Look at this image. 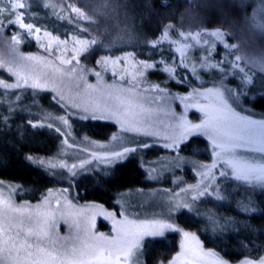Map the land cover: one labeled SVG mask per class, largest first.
Masks as SVG:
<instances>
[{
  "label": "rangeland",
  "instance_id": "374dc122",
  "mask_svg": "<svg viewBox=\"0 0 264 264\" xmlns=\"http://www.w3.org/2000/svg\"><path fill=\"white\" fill-rule=\"evenodd\" d=\"M73 2L74 0H0V25H3L0 27V81L15 84L18 79L15 73H19V77L23 78L20 80L21 88L0 89L11 94V99L15 102L13 107L16 109L24 104L33 109L45 107L35 125L48 127V124H51L54 131L56 128L62 130L56 131L59 135V148L54 156L33 157L35 160L45 161L42 166L54 172L56 182L40 201L33 204L18 202L14 197L15 187L0 182V223L7 215L20 225L18 230L27 232L29 228H37L34 222L27 220L29 212L39 214L41 218L52 217L56 223L50 230V239L45 242V246L49 249L53 246L59 249L61 245L71 246L76 243V238H83L85 233L89 237L109 232L115 235L113 222L105 218V212L115 213V219L118 221L124 219L122 212L127 214L128 219H164L169 215L170 205H182L180 211L171 212L172 222L182 231L197 236L201 248L196 251L216 253L201 255L198 264H219L221 260L227 264H242L246 260L258 264L264 257L256 252L257 249L252 251L242 238L234 237L233 242L227 239L219 241L218 244L223 250L219 251L216 247L218 244H206L202 240L193 227L194 221H188L191 227L181 226L177 223L176 216L191 214L204 221H200L199 227L202 228L204 224L208 235L217 232L226 238L233 228L238 229L244 225L256 242L264 241L263 219L255 222L254 219L247 218L258 213L259 205L264 208V189L250 187L230 177L221 178L219 168L211 170L216 175L215 182L202 178L201 173L208 170L198 171V166L210 165L214 159L211 142L205 136L190 137L188 141H181L180 148L196 140L186 153L181 149L165 148L164 144L179 135L181 114L188 122H200L202 114L197 108L186 105L207 101L202 97L181 101L179 97H192L194 89L206 91L218 86L221 71L209 65L225 58L229 61V67L231 62L235 61L252 79V83L247 85V95L240 97L238 110L256 120L264 118V71H261L264 67V29L258 27L264 22V4L261 0H185L184 12L176 26L166 21L164 24L160 23L158 26L162 25V34L154 40L151 36L148 40L150 45L156 40H162L161 44L165 45L171 43L168 50L175 55L172 56V61H176L171 64V60L165 62L159 57L158 68H145L141 66V61L147 64L154 62L139 58L129 49H136L147 43V40H143L140 36L142 34L135 32L130 17L121 6L122 10L114 3L117 1L82 0L81 4L76 0L77 5L80 4L89 11L85 13L81 10L88 17L86 20L75 16L72 9L77 6ZM14 3H24L25 8L13 9ZM232 6L239 10L236 14L238 17L228 24L226 30L220 31L228 33L226 42L229 44L230 40V44L237 47L228 50L217 42L212 48L211 42L216 38L207 34L219 29L206 27L212 23L208 11L215 10L220 19H228L232 15ZM21 21L25 24L31 23L32 29H21ZM169 25L171 28H166ZM51 26L59 28L58 32L50 29ZM37 28L40 29L39 32H36ZM165 32L166 39H162ZM61 33H64V38ZM180 33L185 35L181 36ZM197 34L198 40L193 39ZM14 35L18 37V42L12 40ZM91 39H95L98 44L92 45L89 51H80L83 46L76 41ZM205 40L210 43L205 44ZM207 49H211V58L207 56ZM161 51L162 45L157 49V53ZM129 53L132 54L131 57L128 56ZM151 53H148V56H151ZM237 56L242 59L236 60ZM102 57L108 60L106 66L98 63ZM205 60L207 64L204 63ZM175 66L187 70L179 74L187 77L183 85L177 80ZM234 71H230L223 83L235 90L242 87L240 76L243 73L232 75L231 72ZM98 72L101 73L100 76L96 75ZM25 81L28 82L27 87H24ZM126 81L130 83L126 85ZM132 83L136 88L129 92L128 88ZM32 84H37L38 87L34 89ZM167 93H171L176 99L172 100L166 96ZM85 109L89 115L93 111L97 115L103 112L108 118L84 120L76 115L78 112L82 114ZM61 117L67 119L68 123L65 124ZM92 126L102 138L94 134ZM129 127H138L140 132L122 131ZM144 131L150 132L151 135H143ZM201 140L205 141L204 145ZM142 142L153 146L144 148ZM138 144H141L139 151L129 154L124 160L113 165H106L93 158V154L110 155L114 151H122L124 147L135 148ZM177 156L181 159L174 161ZM85 159L92 163L86 165L87 170L82 171L79 165L84 163ZM131 160H137L147 183H131L130 186L112 188L113 194L117 191L120 193L113 207L94 201H79L77 192L81 187L90 188L89 195L100 194L103 187L108 188L107 185L112 184L116 178L126 179L128 174L124 172L129 169ZM73 165L77 167L73 169ZM124 167L127 169L122 170ZM72 172L78 174L73 175ZM150 176L153 178H149ZM141 181L142 179L139 182ZM210 183L213 187L219 184L223 199L216 198L213 193L212 196L192 201V197L196 195L195 190L181 191L193 185L201 184L203 187ZM249 200L256 210L245 213L241 211L240 206ZM10 205L14 208L27 205L28 208L22 215L10 211ZM243 216H246L245 223L236 225L240 224L239 218ZM22 219L23 223H20ZM16 230L13 229V234ZM128 233L129 229L125 226L122 237L130 238ZM172 233L177 235L176 249L169 254H160L156 264H166L174 258L176 264H187L191 259L192 250L196 248L195 242L191 239L185 241L182 232L166 231L163 237H149L146 241L163 239ZM20 239L23 240L24 237L21 236ZM209 240L208 242H211ZM52 241H55V245ZM89 243L95 241L91 240ZM225 247L241 254L240 257L234 260L228 258L224 253ZM142 253L139 256V264H146L144 249ZM12 255L15 258L18 253L13 251ZM20 264H26V261H21ZM129 264H136V257H133Z\"/></svg>",
  "mask_w": 264,
  "mask_h": 264
},
{
  "label": "snow or ice",
  "instance_id": "6c2138e0",
  "mask_svg": "<svg viewBox=\"0 0 264 264\" xmlns=\"http://www.w3.org/2000/svg\"><path fill=\"white\" fill-rule=\"evenodd\" d=\"M264 4V0H261ZM166 5L167 0H164ZM13 9H24L25 4L14 3L12 5ZM72 11L76 14L78 19H88L85 13L81 12L79 7H73ZM99 11V9L97 10ZM20 20V17H18ZM3 27V25H0ZM33 25L31 23L25 24L20 22V28H27L31 30ZM259 28L264 29V22L258 25ZM166 28H171V26H166ZM40 29L37 28L36 32ZM74 34H79L74 32ZM184 36V33H180ZM207 35L215 37L216 40L211 42V47L214 48L216 43L223 44L225 49L231 50L235 49L237 46L234 44H228L225 40L228 33L217 30L215 32L208 33ZM167 32L162 39H166ZM193 39L199 38V34ZM13 41L18 42L17 36H12ZM76 43L81 44L83 47L80 51H89L92 45H97L98 42L95 39L88 41H76ZM162 40H156L152 43V48H157L161 45ZM205 44H209L208 40L204 41ZM43 47V45H41ZM187 47V45H185ZM207 56L211 58V49H207ZM129 57L132 56L131 53L128 54ZM242 57L237 56L236 60H241ZM98 63H103L105 66L108 60L102 57L101 61ZM115 63V62H113ZM141 66L145 68H152L156 65L147 64L141 61ZM207 64V60L204 61ZM210 67L219 68L221 71V80L218 86L213 88H208L206 91L193 90L192 97L182 96L179 97L181 101H189L193 97H202L207 103H200L197 101L195 104H187L186 107H195L202 114L199 123L188 122L184 119L183 114L179 117L181 121L179 128V135L171 138V141H166L164 144L165 148H170L173 150L180 149L181 141H188L190 137H200L205 136L211 142V152L213 156V162L210 165H199V169H207L201 173L202 178H207L212 182L216 181V175L211 172L212 169L219 168V177L221 178H231L235 181H239L247 184L250 187L264 189V118L260 120L253 119L250 115H246L243 111L238 110L240 104V97L242 95H247V85L252 83L251 76L245 71L243 67H240L235 61L231 62L229 67V61L225 58L223 61H217L215 64L209 65ZM240 76L242 87L239 89L228 88L224 83V78L230 74ZM264 71V67L261 68ZM18 79L15 84H8L6 82L0 81V87L4 89L21 88L22 85L20 80L23 79L19 77V73H15ZM100 76L101 73H96ZM178 82L183 85L187 77L179 76L176 73ZM130 82L126 81L125 84L128 85ZM28 86V82L25 81L24 87ZM32 88H37V84H32ZM91 87V86H89ZM136 88L134 83L128 88L129 92H132ZM159 90V89H158ZM166 96L171 97L175 100L176 97L172 96L171 93H167ZM19 99V97H18ZM119 99V98H117ZM131 103V101H129ZM120 105L117 106L119 109ZM12 113L10 112L9 115ZM77 116L84 120L89 119H100L108 118L105 114L101 112L99 115L93 111L90 115L88 110L85 109L83 113H76ZM110 116V114H109ZM176 118V117H173ZM65 124L68 123L67 119L61 117ZM7 123V119L3 121ZM33 127H43V125H33ZM49 128H52L51 124H48ZM56 131L62 132L60 128H56ZM124 132H140L138 127H129L122 129ZM143 135H151L150 132L144 131ZM115 139V137H113ZM144 148L152 147L147 143L142 142ZM103 147V145H100ZM141 144L137 147H124L122 151H114L110 155L105 156H95L93 158L104 162L106 165H113L122 160H124L129 154L135 153L140 150ZM29 160L34 163H39L43 165L44 160H35L33 157L29 156ZM180 157H174V161L180 160ZM92 163L85 159L84 163L79 165V168L83 170L86 169V165ZM55 167V165H53ZM64 167V165H61ZM73 169L77 166L73 165ZM71 171V170H70ZM73 175L78 173L72 172ZM153 178V177H149ZM195 190L196 195L192 197V201L198 200L200 197L212 196L215 193L216 198L223 199L220 195V187L217 183L215 187L212 184L201 187V184L190 186L189 189H181V191ZM67 191V190H65ZM10 203V202H9ZM182 205H170L169 215L164 219H144L140 220L138 217L133 219H128L127 214L122 212L121 215L124 216L122 221L115 219V213L105 212L103 213L105 218L111 219L113 222V231L107 234L100 233L98 235L94 234L92 237L85 236L83 238L77 237V242L68 245H61L59 249L53 246L49 249L45 246V242L50 239V230L55 226V219L52 217L41 218L39 214L28 213L27 220L31 223L34 222L37 228H29L27 232H21L19 229L20 225L17 224L11 217L7 215L4 216L3 222L0 223V264H20L21 261H26V264H129V261L136 257V264H139V256L142 255V250L146 247V238L149 237H163L166 231L182 232V236L185 241L191 239L195 242L196 248L192 250V257L188 260L187 264H198L201 255H216V253L208 252L202 253L196 251L200 249V241L194 233L187 231H182L172 222L171 212L173 210L180 211ZM241 211L245 213L255 211V207L249 200L246 203L241 204ZM28 206L24 205L20 208H14L10 205V211H16L23 215L27 210ZM167 221V222H166ZM23 223V219L20 221ZM128 227L129 233L127 234L130 238H123L122 233L125 228ZM250 227V225L248 226ZM13 229H17L15 234H13ZM23 236L24 239L21 240L20 237ZM94 240L95 243H89V241ZM55 245V241H52ZM126 245V246H122ZM183 248L184 245L182 244ZM15 251L18 255L14 258L12 253ZM23 253V255H19ZM166 264H176V258ZM219 264H227L226 261L221 260ZM242 264H252L251 260L243 261ZM258 264H264V258H262Z\"/></svg>",
  "mask_w": 264,
  "mask_h": 264
},
{
  "label": "trees",
  "instance_id": "16d2710c",
  "mask_svg": "<svg viewBox=\"0 0 264 264\" xmlns=\"http://www.w3.org/2000/svg\"><path fill=\"white\" fill-rule=\"evenodd\" d=\"M79 1L80 2L78 3L82 4V0ZM115 1L118 2H114L116 6L120 9L122 7L130 17L131 25L135 32L138 34H142L140 35L142 36V39L144 40L146 38L147 40V43L140 45V47L136 49L133 48L134 50H129H131V52H135L136 56H138L139 58H145L146 60H149V62H154L153 64L156 65L155 68L159 67L160 63L157 62V59L159 57H162L165 62L171 60V64H173L176 60L172 61V56L175 55H173V53L168 50L172 45L171 43H168L166 45L161 44L162 51L157 53V49H159L160 46L155 48V50L154 48H152V45L148 43V40L151 39V36L152 40H154L162 34L163 28H160L162 25L158 26V24H164L163 22L166 21L176 26V24L179 22V19H181L182 12H184L183 5H185L186 3L185 0H167L166 5L164 3V0ZM188 2L191 3V1ZM73 3L83 12H89L87 8L81 6L80 4L77 5L76 0H74ZM189 3L188 5H191ZM176 6L177 10L175 9ZM232 8L234 9L232 10ZM238 11L239 10L236 7L232 6L230 7V12L232 14L231 17L228 19H220L218 17L219 14L215 10H209L208 13L212 23H209V25L207 24L206 27L211 28L213 26L216 27V30H226L228 24L233 21V19H236L238 17L236 16V14H238ZM225 14L226 13H224V15ZM52 27L53 26H51L50 29L55 31L59 29ZM60 35L64 38V33H61ZM148 53H151V56H148ZM175 68V74L177 73V71L179 74L180 72H187L186 68L184 67L175 66ZM11 98V94L0 89V182L11 184L13 185V187H15L16 194L14 197L18 202L33 204L42 199L43 195L56 182V179L54 177L53 171L46 169L42 165L34 163L33 161L29 160L28 157L54 156L59 148V135L56 131H54L53 128H49L47 126L33 127L37 118L42 114L41 110L43 108L45 109V107H41V109H37L36 107H34L33 109L27 106V104H24L23 106L16 109L15 106L13 107L15 102ZM10 112L12 113L11 115H9ZM5 119H7V123L3 122ZM91 130L97 137L102 138V136L95 131V128L93 126ZM193 142L190 141L187 144H184L180 148L181 151L186 153V150H189V148H191ZM201 144L204 145L205 141L201 140ZM124 169H127V167L122 168V170ZM124 173L128 174V177L126 179L116 178L112 184L107 185L108 188L103 187V191L100 194L92 193L91 195H89L90 188H79L77 192L79 201H94L103 203L107 207H113L115 206L116 198L120 193L117 191L113 194L112 188L130 186L132 185L131 183H137L141 185L147 183L143 178L142 171L139 168L137 160H131L129 162V169H127ZM141 179L142 181L139 182ZM80 193H84V195L82 196ZM245 218L246 216L239 218L240 221H237H239L240 224L236 223V225L240 226L241 224H244ZM247 218L254 219L255 222L260 221L259 219H263L264 221V208L259 205L258 213ZM176 220L179 225L186 227H191V224H189L188 222L189 220L194 221V229L206 244L216 243L217 245L219 241L226 239L233 242L234 237H240L250 248H252V251L257 249L256 252L264 257V241L260 240L256 242L254 237L248 233L249 230L247 229V227L245 228L244 225H242V227H239L238 229L233 228L232 233L229 234L230 236L226 235V238L221 234H218L217 232L213 235H208V230L204 227V224L202 228L199 227L200 221H204L202 219L195 218L191 214L185 213L177 215ZM208 240L211 242H208ZM176 245L177 235L173 233L166 235V237L163 239L147 240L146 247L144 248V257L146 264H156L157 257L160 254L172 253V251L176 249ZM216 247L220 249L219 251H223L221 250L222 246H220L219 244ZM224 253L228 258H231L233 260L234 258H238L241 255L237 254L231 248H226V250H224Z\"/></svg>",
  "mask_w": 264,
  "mask_h": 264
}]
</instances>
